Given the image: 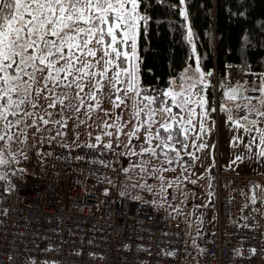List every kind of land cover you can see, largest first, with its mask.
Listing matches in <instances>:
<instances>
[{"label":"snow or ice","instance_id":"obj_1","mask_svg":"<svg viewBox=\"0 0 264 264\" xmlns=\"http://www.w3.org/2000/svg\"><path fill=\"white\" fill-rule=\"evenodd\" d=\"M141 3L142 0H0V167L19 163L18 155L27 160L28 154L12 151L11 144L19 142L31 148L30 137L37 139V134L42 135L45 129L55 130V136L48 137L51 145L56 137H66L70 132L79 140L77 129L83 125L97 127L100 133L94 136V143L75 146L115 153L119 144L114 141L126 136L125 147L130 150L124 155L147 157L134 163L133 169H139L141 179L159 180L160 191L166 194L162 199H167L168 189L174 185L178 188L183 181L168 179L164 173L174 172L175 168L164 165L179 163L182 171H187L193 166L191 162L200 159L197 152L214 147L196 142L204 141L210 133L206 122L216 111L214 102L203 94L212 73L203 72L199 60L193 70L195 76L185 72L161 93L150 95L142 87L138 41L141 24L147 25L148 17L141 14ZM179 3L184 5L185 0ZM179 13L188 20L184 7L179 8ZM192 35L189 28V43ZM245 91L258 96H245ZM223 95L235 110H247L248 115L235 119L233 109L219 106L235 129L257 134L250 136L247 151L252 153L251 144L257 141L254 156L264 158V127H257L264 124V77L250 89L238 85L229 87ZM125 113L127 120L123 119ZM250 115L257 119H250ZM94 116L100 118L99 124L93 121ZM87 135L92 137L91 132ZM238 140L234 137V143ZM55 146L73 147L64 142ZM137 146L139 151L135 150ZM189 148L195 151H188ZM36 155L39 157L40 153ZM185 155L191 162L183 159ZM75 159L83 157L78 155ZM242 159L238 154L232 163ZM89 162L110 167L105 159L93 158ZM123 171L127 174L130 169ZM4 178L0 175V180ZM149 179L139 187L151 192ZM249 191L250 204L259 203L260 207L254 209L259 212L264 207V186L252 185ZM104 195H108L107 189Z\"/></svg>","mask_w":264,"mask_h":264},{"label":"built area","instance_id":"obj_2","mask_svg":"<svg viewBox=\"0 0 264 264\" xmlns=\"http://www.w3.org/2000/svg\"><path fill=\"white\" fill-rule=\"evenodd\" d=\"M226 74V87L241 77L235 66ZM59 143L28 147L26 172L0 180V264H264V207L255 211L259 203L248 199L252 185L263 186L261 175H229L225 196L216 175L215 228L197 232L194 252L185 220L124 197L108 182L121 178L118 151Z\"/></svg>","mask_w":264,"mask_h":264},{"label":"trees","instance_id":"obj_3","mask_svg":"<svg viewBox=\"0 0 264 264\" xmlns=\"http://www.w3.org/2000/svg\"><path fill=\"white\" fill-rule=\"evenodd\" d=\"M180 7L187 10V21L180 16ZM140 12L148 17L147 25L141 24L138 41L140 83L152 95L181 79L186 66L195 60L192 44L201 70L212 73L204 95L214 105L215 97L223 96L228 67L239 69L240 80L250 75L258 81L264 77V0H185L184 5L179 0H142Z\"/></svg>","mask_w":264,"mask_h":264},{"label":"crops","instance_id":"obj_4","mask_svg":"<svg viewBox=\"0 0 264 264\" xmlns=\"http://www.w3.org/2000/svg\"><path fill=\"white\" fill-rule=\"evenodd\" d=\"M259 83L258 80L242 81L231 87H236L238 85L243 86L245 89H250ZM229 87L224 88L223 93L228 90ZM204 94V93H203ZM258 96V93L245 91L244 95ZM224 104L230 109H233L232 116L235 119H240L242 115H248L247 110L243 113L235 110L234 104L227 101L224 98L219 99L218 104L215 106V114H211L209 120L206 122L210 127L211 131L206 136H204V141H196L197 143L207 142L209 145H214V147L206 148L203 151L197 152L196 155L200 157L198 161L191 162L188 156H184L185 161H190L192 167H187L191 172L188 176L189 183L193 184V187H203L201 193H198L202 197V206L197 210V212L191 211L187 216H174L173 218H180L187 222L186 238L187 235L193 233V229H202L206 233H211L215 228L216 222V175L220 174L223 179L220 182L219 194L225 196L227 194L229 186V175L239 174L244 176H256L261 175L264 178V158H257L254 153L258 150L257 141H253L251 147L253 149L252 153L247 151V142L250 136H256L257 134L253 131L252 133H245L243 129H235L229 122H227V114L220 112L219 106ZM175 111V110H174ZM216 117V122L214 121ZM250 119H257L255 115H250ZM257 127H264V124H258ZM198 130V129H197ZM195 134H193L194 137ZM234 137H238V142L234 143ZM188 151H195V149L189 148ZM241 155L243 157L242 161H237L233 164L236 155ZM181 168L179 163H176ZM173 167V166H172ZM175 167V166H174ZM195 181V183H192ZM264 183V182H263ZM215 184V189L210 187ZM228 185V186H227ZM197 196V189L193 190ZM209 193L212 195L210 196ZM252 193H250L251 195ZM156 206V205H154ZM157 207V206H156ZM160 208V207H158ZM171 216V215H170ZM172 217V216H171ZM198 230V231H199ZM190 237L195 240V235ZM187 240V239H186Z\"/></svg>","mask_w":264,"mask_h":264},{"label":"rangeland","instance_id":"obj_5","mask_svg":"<svg viewBox=\"0 0 264 264\" xmlns=\"http://www.w3.org/2000/svg\"><path fill=\"white\" fill-rule=\"evenodd\" d=\"M193 44H192V49H193ZM195 60H193V63L188 64L187 70L185 72H187V75L189 76H195L194 73V69L197 66V53L195 51ZM185 74V73H184ZM183 74V75H184ZM181 75V77L183 76ZM180 77V78H181ZM242 81H246L245 79H242ZM218 82V81H217ZM148 94L152 95L150 92H148ZM215 100H217V102L215 101V104H218V99L217 97H215ZM215 105V106H216ZM106 107L108 106L107 104L105 105ZM215 114V113H214ZM103 114L101 113V116ZM123 119L127 120L128 119V115L127 113L124 114ZM93 121H95L96 124H99L101 122L99 117L94 116L93 117ZM93 121H89L88 123H93ZM216 122V117L215 120ZM217 124V122H216ZM131 127V126H129ZM77 131L80 132V138L79 140H76L75 137V133L74 132H70L68 134V136L66 137H56L57 141L60 142H64V143H68V144H86V143H94V136L100 133V129L97 127H93V128H87L86 125L81 126L80 129H77ZM127 131V129H126ZM87 132H91L92 133V137H89L87 135ZM44 136L46 138H48L49 136H55V130H53L52 132H49L48 129H45L43 134H37V139H32L30 137L29 143L31 145H40L43 144L45 142H47V139H43ZM38 140H42L43 143H38ZM114 143L119 144V148L116 149V151H118L120 153V156H122V167H121V178L116 182V180H113V186L116 188V190L118 191V193L121 195V193L123 192L124 197L127 198H131L134 200H140L143 202H149L152 203L154 205H159L161 206V208H163L167 214L171 215L172 217L174 216H182L185 217L187 216L189 213H191V211L194 210V212H197V210L202 206L200 203H202V197L199 193H201V189H205L204 186L203 187H193V184H190L189 179H185L186 176H188L189 172H191V170L187 168V171H182V169L179 167L178 164H173L171 166L169 165H164V167H172L175 168L174 172H167L164 173V175L168 178V179H175V178H179V180L183 181V183H181L179 185V187L177 188L175 185L168 189V193L170 195H167V199H162L163 196H165V193H162L160 191V181L156 180V179H149L148 177H145L144 179H141L140 176H142L143 174H139V169H133L132 165L134 163H139L142 159H147V157H139V156H125L124 153L129 151V148L125 147V144L128 143V138L126 136H121L119 141H114ZM135 143H137V145H139V141H135ZM145 147H147V145H144ZM27 148V145L21 144L19 142H15L11 144V149L12 151H15L17 153H24L25 149ZM136 151H139V146H137V148L135 149ZM21 155L17 156V159L19 160V163H13L8 167H0V175H6L7 173H12L13 174H18L21 173L20 169H24L23 166V160L21 161ZM153 163L157 164L159 166V162L156 160H153ZM175 166V167H174ZM186 167V165H185ZM128 168L130 169V171L125 174L124 173V169ZM26 172V170H25ZM7 177V176H5ZM129 177H131V179H129ZM5 179V178H4ZM145 179H149V183L152 186V191L149 192L147 190V188L141 189L139 187L140 184H144L145 183ZM264 182V181H263ZM136 183L137 187H133L132 184ZM106 185V183H105ZM228 186V185H227ZM264 186V183H263ZM166 187V185H165ZM213 188V185L211 186ZM197 189V196L196 193L193 191L194 189ZM199 191V193H198ZM137 197H139V199H137ZM178 210V211H177ZM199 229H193V233L191 235H194ZM191 235H187V243L189 245H191L192 249L194 252H197V246L195 244V240H193L190 236Z\"/></svg>","mask_w":264,"mask_h":264}]
</instances>
